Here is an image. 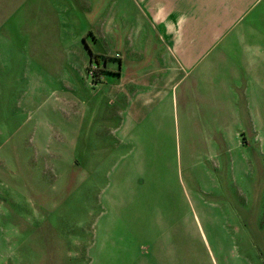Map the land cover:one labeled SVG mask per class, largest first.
<instances>
[{"label": "rangeland", "instance_id": "1", "mask_svg": "<svg viewBox=\"0 0 264 264\" xmlns=\"http://www.w3.org/2000/svg\"><path fill=\"white\" fill-rule=\"evenodd\" d=\"M24 3L0 0V264H264V116L241 152L176 103L159 132L104 58L34 49Z\"/></svg>", "mask_w": 264, "mask_h": 264}, {"label": "crops", "instance_id": "2", "mask_svg": "<svg viewBox=\"0 0 264 264\" xmlns=\"http://www.w3.org/2000/svg\"><path fill=\"white\" fill-rule=\"evenodd\" d=\"M23 12L45 39L34 49L63 53L56 60L68 67L81 66V48L85 62L104 58L110 94L159 132L176 103L183 131L207 115L206 129L230 131L241 152L238 133L264 116V0H25ZM98 36L106 41L96 49Z\"/></svg>", "mask_w": 264, "mask_h": 264}, {"label": "trees", "instance_id": "3", "mask_svg": "<svg viewBox=\"0 0 264 264\" xmlns=\"http://www.w3.org/2000/svg\"><path fill=\"white\" fill-rule=\"evenodd\" d=\"M93 59L95 60V61H98V56H96V55H93ZM96 82H99L100 80L98 79V80H95Z\"/></svg>", "mask_w": 264, "mask_h": 264}, {"label": "built area", "instance_id": "4", "mask_svg": "<svg viewBox=\"0 0 264 264\" xmlns=\"http://www.w3.org/2000/svg\"><path fill=\"white\" fill-rule=\"evenodd\" d=\"M90 73H91V75H92V74H93V70H91V72H90Z\"/></svg>", "mask_w": 264, "mask_h": 264}]
</instances>
